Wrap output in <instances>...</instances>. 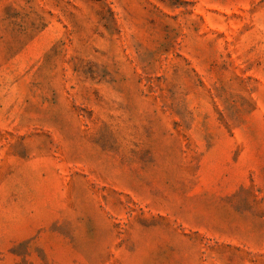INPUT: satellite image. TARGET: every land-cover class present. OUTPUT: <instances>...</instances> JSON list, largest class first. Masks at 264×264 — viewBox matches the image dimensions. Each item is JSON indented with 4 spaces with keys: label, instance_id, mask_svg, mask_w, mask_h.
Instances as JSON below:
<instances>
[{
    "label": "rangeland",
    "instance_id": "374dc122",
    "mask_svg": "<svg viewBox=\"0 0 264 264\" xmlns=\"http://www.w3.org/2000/svg\"><path fill=\"white\" fill-rule=\"evenodd\" d=\"M0 264H264V0H0Z\"/></svg>",
    "mask_w": 264,
    "mask_h": 264
}]
</instances>
